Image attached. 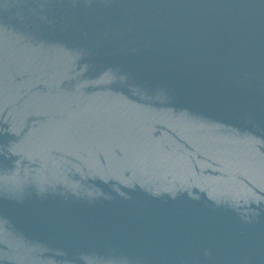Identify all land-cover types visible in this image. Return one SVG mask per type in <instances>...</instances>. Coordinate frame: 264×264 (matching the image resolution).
Listing matches in <instances>:
<instances>
[{
  "label": "water",
  "instance_id": "1",
  "mask_svg": "<svg viewBox=\"0 0 264 264\" xmlns=\"http://www.w3.org/2000/svg\"><path fill=\"white\" fill-rule=\"evenodd\" d=\"M0 264H264V0H0Z\"/></svg>",
  "mask_w": 264,
  "mask_h": 264
}]
</instances>
